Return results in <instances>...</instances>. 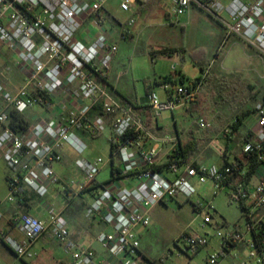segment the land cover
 Returning a JSON list of instances; mask_svg holds the SVG:
<instances>
[{
	"label": "built area",
	"instance_id": "1",
	"mask_svg": "<svg viewBox=\"0 0 264 264\" xmlns=\"http://www.w3.org/2000/svg\"><path fill=\"white\" fill-rule=\"evenodd\" d=\"M106 1L0 0V50L4 48L12 55L23 74L16 91L0 83V161L10 172L5 179L7 194L0 198V220L4 203L23 204V187L36 195L46 213L45 219L31 214L13 217L11 224L22 238L3 236L4 244L18 258L32 260V245L48 233L70 255V264H149L139 251L137 229L150 225L151 210L169 198L192 197L196 193L193 182L210 183L214 195L229 189V202L241 208L244 225L242 229L216 233L222 241L220 251L211 254L206 264H220L231 256L236 259L231 264H264V100L253 108L256 123L250 132L252 139L241 147L246 161L234 160L222 166H194L168 159L161 162L162 146H175L176 138L154 137L133 105L118 100L105 85L117 52L115 32L104 27ZM146 1L122 0L119 7L130 11ZM171 2L175 15L193 8L208 14L223 28L225 38H238L264 59V0ZM127 37L121 29L118 38ZM161 85L168 92L165 102H159L154 92L146 96V106L155 119L162 111L172 112L189 104L201 81L192 86L176 85L171 92L167 84ZM57 100L71 106L58 121L39 122L21 133L9 127L10 111L24 114L35 107L49 109ZM95 106L101 113L90 117ZM197 125L200 129L209 127L203 118ZM76 130L91 138L109 130L108 142L120 163L111 179L97 184L96 178L106 164L100 157L91 161L76 158L74 168L79 177L63 179L54 172L52 165L62 161L65 148L77 156L86 151ZM222 135L227 138L230 129H224ZM142 137L152 144L142 148L133 142ZM210 144L216 145V141ZM227 154L226 147H218V155ZM51 186H59L66 201L91 194L85 215L111 229L96 236L109 260L97 262L92 250L69 240L65 217L47 200ZM204 208L213 210L210 203L195 205L199 212ZM211 219L205 216L204 224H210ZM206 245V237L187 235L184 253Z\"/></svg>",
	"mask_w": 264,
	"mask_h": 264
},
{
	"label": "rangeland",
	"instance_id": "2",
	"mask_svg": "<svg viewBox=\"0 0 264 264\" xmlns=\"http://www.w3.org/2000/svg\"><path fill=\"white\" fill-rule=\"evenodd\" d=\"M121 2L122 0H107L104 5L106 12L103 13L104 27L107 30L122 29L129 33L127 39L115 40L117 55L113 61V73L119 76L116 87L130 102L140 103L146 97L145 86L148 84L157 100L163 103L168 92L162 89L161 84H167V91L171 92L176 85L192 86L200 78L201 85L192 101L172 112H160L158 121L163 126V135L173 134L175 121L179 131L186 130L204 136V145L211 137L219 135L220 137L213 138L216 145L209 142L212 155L206 158L207 163L219 164L218 147H225L226 142L222 138L223 130L230 129V124L236 117H245L241 132L253 128L256 123L252 110L256 103L264 99V59L256 50L234 36L224 39V30L216 20L198 9L193 8L182 15H175L171 0H149L144 2L142 8L137 4L130 11H122L119 7ZM130 21L133 23L129 26ZM166 48L176 51L151 59V51ZM166 76L171 77V82L162 83ZM22 77L12 55L5 49L0 50V82H5L7 89L14 90ZM193 104L195 110L189 107ZM199 118L209 123V129L198 127ZM107 135L105 131L97 138L82 139L86 151L81 156L70 150L66 151L70 159L69 167L74 169L76 158L91 161L100 157L106 164L97 179L107 181L111 166ZM234 142L239 144V137L236 136ZM229 160L234 161V156L229 155ZM54 168L56 170L57 166L54 165ZM9 174L5 162L0 161V198L7 194L5 177ZM65 177L75 178L77 174L68 171ZM193 185L196 193L192 197L186 199L179 195L166 199L151 210L150 225L137 229L142 236L141 249L152 263L206 264L211 254L220 251L222 241L216 236L217 232L225 233L243 228L242 210L229 202L228 188L214 195L210 183L199 185L193 182ZM208 203L213 206V210H195L196 204ZM209 215L211 223L204 224V217ZM187 235L204 236L207 245L197 252L188 250L184 253ZM3 236L13 235L3 233L0 236V264L28 262L29 260L20 259L7 249ZM53 249L55 259H70V255L64 253L62 245H55ZM232 262H236L232 256L220 260V264Z\"/></svg>",
	"mask_w": 264,
	"mask_h": 264
},
{
	"label": "crops",
	"instance_id": "3",
	"mask_svg": "<svg viewBox=\"0 0 264 264\" xmlns=\"http://www.w3.org/2000/svg\"><path fill=\"white\" fill-rule=\"evenodd\" d=\"M172 1V0H171ZM140 7L144 5V3L139 4ZM106 12L105 9L102 12ZM114 26V25H113ZM113 26H111L113 28ZM84 29V28H83ZM223 29V28H222ZM114 35V41L118 38V33L121 31H115ZM129 34V33H128ZM230 37V36H229ZM228 37V38H229ZM225 39V34L224 37ZM119 39V38H118ZM238 39V38H236ZM239 40V39H238ZM241 41V40H240ZM85 43H88L89 40H84ZM2 48L1 50H3ZM7 53H9L7 51ZM116 55L113 58V61L116 58ZM113 61L110 65V68L107 72L106 75V80H105V85L108 87V89L113 93V95L120 101L126 103V104H131L135 108V111L137 115L141 118V120L144 122L146 128L151 132V134L156 137V138H162L165 137V135L162 134L163 132V126L160 124L158 119H155L153 116L152 111L148 109H143L140 108V106H146V102H140V103H132L123 95L118 87H116V83L119 79V76L114 75L113 73ZM21 81V83H19ZM18 82V87L14 90L10 91H16L22 84V79ZM1 83V82H0ZM3 83V82H2ZM4 85L5 82L3 83ZM7 87V86H6ZM151 92H152V87ZM9 90V89H8ZM264 100V99H262ZM70 104L68 102H65L63 100H57L53 102L52 106L49 109H42L40 107H35L27 112L24 113V115L30 119L32 127L36 123L39 122H44V121H58L61 117L66 115L67 110L70 108ZM98 109L92 113L90 111V117H95L98 116L101 111L99 106H97ZM149 113V115H147ZM252 114L253 110H252ZM237 118L234 119L232 124L236 122ZM245 118V117H244ZM244 118H241L239 125L236 126V129L233 130L231 128L230 124V135L225 139V147L227 148L228 154L225 155L224 157L218 156L220 163L215 164V163H207L206 158L212 155V152L209 148V142L213 140V138H218L220 137L219 135L213 136L209 139V142H205L204 145V136H201L199 133L197 134L196 132L191 133L187 132L186 130L179 131L176 126V122L173 121V134L170 135L169 137H174L177 140L176 145L179 143H183L186 141V139L189 137L190 134H192L196 139L200 141V146L198 151L196 152L194 158L192 159V162H195L196 164H205V165H210L214 164L216 166H222L226 162H231L229 160V155L234 156V160H242V153H241V147L243 142L245 141L244 138L247 134H250L251 129L246 130L244 132H241V127L244 121ZM209 129V128H207ZM217 130V129H216ZM108 133L107 139L109 138V130H106ZM75 133L81 138L85 139L87 136L81 132L80 130H76ZM239 137V144H235L234 139L235 137ZM133 142L135 144L141 145L140 147L142 148H147L150 144H152V141H149L145 139L144 137L140 139H134ZM110 145V144H109ZM175 145V146H176ZM175 146L171 145H164L162 146V149L160 151L159 157L161 162H165L168 159V156L172 152ZM111 147V145H110ZM67 149V150H65ZM62 152V161L58 164H53L52 168L54 172L61 178L67 179L69 177L66 176V172L71 171L77 174V177L80 176V174L76 171V169H71L69 167L70 165V159L68 158V153L66 151H69V148H65ZM71 151V150H70ZM115 156V155H114ZM111 154V149H110V177L108 178L111 179L112 175L117 173L120 169V163L116 157H114ZM113 158V161L111 159ZM164 160V161H163ZM54 165L57 166L56 170L54 168ZM63 170V171H62ZM97 184L103 183L105 181H100L96 178ZM91 194L87 193L83 196L80 197H74L68 201L64 199V196L62 194L61 189L59 186H51L49 190V195L47 197V200L55 205L58 211L61 212V214L65 217L67 224H68V231H69V240L74 242L75 244L89 248L92 250L95 254L96 260L99 263H103L107 260H109V256L105 250L101 248L99 243L96 240V236L100 232H110L111 229L104 225L99 219L97 218H92L89 219L85 215V209L88 205V203L91 200ZM22 197H23V204H3L1 206V212H2V218L0 220V236L4 233L5 235L12 234L13 236H8L12 237L15 240H20L22 238V235L12 226L11 224V219L15 216H18L20 214H31L35 217H38L40 219H45L46 213H45V207L43 204L38 200L36 195L31 192L29 189L23 187V192H22ZM137 235L139 238L140 242V247L139 251L143 255V257L149 262V264H154L152 263L145 252L141 249V232L137 231ZM58 245L56 242L50 237L48 233H45L41 238H39L31 247V251L35 254V258L32 260H29L28 262H25L27 264H70L71 258H56L55 259V251H54V246ZM7 247V246H6ZM7 249L11 251L8 247ZM12 252V251H11ZM13 253V252H12ZM65 253V252H64ZM66 254V253H65Z\"/></svg>",
	"mask_w": 264,
	"mask_h": 264
},
{
	"label": "trees",
	"instance_id": "4",
	"mask_svg": "<svg viewBox=\"0 0 264 264\" xmlns=\"http://www.w3.org/2000/svg\"><path fill=\"white\" fill-rule=\"evenodd\" d=\"M175 51L176 50L166 48V49H162V50L151 51L150 56H151V59L154 60L157 56H162V55L167 56V55H170L171 53H173ZM170 80H171V77L166 76L163 78L162 83L171 82ZM200 80L201 79L198 78L193 83V85L196 84L197 82H199ZM158 83L161 84L160 82H158ZM145 93H146V96L151 93V88H150V85H148V84L145 86ZM147 107L148 106H140V108H143V109H148ZM189 107L193 110L196 109L194 104L192 105V107L191 106H189ZM96 108L98 109V107L95 106L91 112L93 113L96 110ZM147 115H149V113ZM240 120H241L240 117L237 118L236 122H234L231 125V128L233 130H235L236 126L239 125ZM8 125L12 130H14L18 133H21V132L26 131L30 127L31 121L24 114H20V113H17L15 111H10L9 112ZM97 137H99V136H96L94 138H97ZM251 139H252V137L250 136V134H247L244 138L245 141L251 140ZM199 146H200V141L198 139H196L192 134H190L189 137L186 139V141H184L183 143L178 142V144L174 147V149L172 150V152L168 156V160L169 161L178 160L180 163H192L194 166H196L197 164L195 162H192V159L194 158L196 152L198 151ZM110 149H111V154L114 156L115 155L114 147L111 146ZM242 158H243L242 160L239 159L240 162L247 160L246 159L247 157L245 155H242ZM111 161H113V158L111 159ZM160 168L161 167H158V166L156 167V169H160ZM5 179H6V177H5ZM200 249L201 248L195 250V252H197ZM24 264H27V263L24 262Z\"/></svg>",
	"mask_w": 264,
	"mask_h": 264
},
{
	"label": "water",
	"instance_id": "5",
	"mask_svg": "<svg viewBox=\"0 0 264 264\" xmlns=\"http://www.w3.org/2000/svg\"><path fill=\"white\" fill-rule=\"evenodd\" d=\"M141 102H147V98L146 97L142 98Z\"/></svg>",
	"mask_w": 264,
	"mask_h": 264
}]
</instances>
